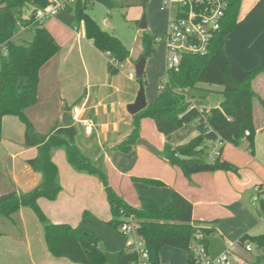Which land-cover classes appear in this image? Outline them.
I'll return each mask as SVG.
<instances>
[{
    "label": "crops",
    "instance_id": "1",
    "mask_svg": "<svg viewBox=\"0 0 264 264\" xmlns=\"http://www.w3.org/2000/svg\"><path fill=\"white\" fill-rule=\"evenodd\" d=\"M111 3L114 5V0ZM103 24H107L106 17ZM43 26L59 45L60 52L41 68L38 103L25 112L37 131L47 133L56 124L63 127L62 110L71 103L76 107V102H80L82 115H85L82 118L88 120L93 127L88 135L81 125H73L77 130L76 145L82 153L100 169L99 158L102 156L103 163L110 164L114 172L126 179L133 177L162 184V188L157 189L143 185L132 186L127 194L112 185L111 188L128 205L137 208L139 199L147 198L162 208L170 202L171 193L175 191L192 204V221L211 231L204 238L210 257L220 255L228 246L233 245L234 251L252 264L256 256L260 257V264H264V247L258 248L250 240H243L245 237L264 235V107L259 103V100L264 102V73L252 82V89L258 99L253 102L251 150L247 137L242 138L238 146L227 143L221 150V160L237 167L238 173H199L187 179L179 168L169 165L160 155L165 143H161L159 138L157 141L149 139L147 132L152 129L150 127L154 122L151 124L147 119L141 122L139 136L154 146L157 154L137 143L128 154L116 150L132 130V116L122 104L128 106L133 103L135 96L121 91L118 80L120 69L115 75L109 74L106 54L96 51L92 42L85 39L84 32H79V36H76L75 29L79 31L82 25L76 27L74 23L73 28L67 30L65 28H68L69 20L58 14L44 21ZM141 32L140 30V34ZM219 49L246 71L254 70L264 63V0H242L235 27L221 42ZM141 52L142 46L138 54ZM85 54L89 58L84 57ZM137 60L133 58V51L129 50V57L122 65H130ZM90 62H94L97 67L93 68ZM195 89L217 92L220 96L214 105L199 109L208 111L218 107L222 101L221 88L206 89L198 85ZM189 95L194 101L191 92ZM101 108L102 115L114 117L115 130L119 122L124 120V113L129 115V120L124 122L126 128L119 133L118 140L111 141L109 145L110 155L106 151L108 149L103 148L101 133L92 121V117ZM197 123L196 121L172 133L168 137L169 145L175 147L190 142L198 135ZM155 131L157 132L156 127ZM175 135L176 141L172 142ZM36 155V147L26 142L23 124L15 117H4L0 140V197L9 193L26 192L39 184L40 176L33 168ZM118 155L130 157L134 166L126 167ZM114 159L121 163H114ZM53 161L59 170L62 190L54 202L39 201L47 220L54 224L77 226L81 225L83 213L88 212L91 215L107 214V223L111 218L109 207L97 179L77 173L69 167L64 152L55 150ZM255 197L258 198L256 203ZM12 219L13 222L0 217V264H73L67 259L54 258L47 251L40 224L30 210L22 208ZM246 244L251 245V253L245 252ZM167 248L169 247L161 249L159 253L161 264H186V252L171 248L166 250Z\"/></svg>",
    "mask_w": 264,
    "mask_h": 264
},
{
    "label": "trees",
    "instance_id": "2",
    "mask_svg": "<svg viewBox=\"0 0 264 264\" xmlns=\"http://www.w3.org/2000/svg\"><path fill=\"white\" fill-rule=\"evenodd\" d=\"M227 1L226 16L220 30L214 34L207 54L182 57L180 71L166 75L165 83H161L154 102L132 116V130L126 140L116 147L118 152L128 154L132 151L140 138L143 119H151L157 132L164 137H169L197 121L198 135L195 138L181 146L173 147L165 143L160 155L169 165L179 168L187 179L199 173H238L237 167L221 160V150L227 143L238 146L244 137L249 139L250 150L252 148L253 102L258 99L252 89V82L264 73V63L254 70L246 71L219 49L224 38L233 31L242 3V0ZM114 2L116 7L121 8H145L148 0ZM46 5L47 0H0V44H4L7 50L6 56L0 55V140L3 118H17L24 126L26 142L36 147L37 155L33 168L40 176V182L35 188L0 197V217L13 222L12 216L15 213L22 208L28 209L38 220L46 249L54 258L67 259L73 264H107L100 239L94 233L81 225L51 223L40 207V200L54 202L62 190L59 170L53 161V152L63 149L69 167L77 173L97 178L102 184L111 216L107 225L119 230L123 218H134L138 226L137 234L149 250L151 264H161L159 253L165 247L186 252V264H194L188 247L197 224L192 221V204L188 200L173 191L170 202L162 208L147 198H140L137 208L128 205L109 186L105 173L76 145L75 126L59 127L56 124L47 133H40L27 117L26 110L38 103L40 70L60 51L59 45L43 26L44 22L40 23L34 17L36 10ZM88 8V0H75L73 8L70 6L66 11L73 12L75 26H83L85 39L92 42L96 51L109 53L107 71L115 75L119 70L118 64H123L128 59L129 51L116 36L103 31L97 25L87 14ZM25 12L27 17L22 16ZM20 24L32 25V39L29 43L13 42ZM156 39L157 37L148 31L141 32L142 53L138 61L154 55ZM143 76L138 82L144 87ZM201 84L221 87L222 95L218 107L208 111L203 109L207 111L205 124L200 120L199 110L190 107L185 100V97L192 98L189 92ZM177 90L183 93L180 94ZM259 103L264 107L263 101L259 100ZM245 132H248V136H244ZM215 143L222 144L220 155L212 162L204 161L202 156L206 148ZM133 180L162 186L154 180ZM202 233L205 238L211 231L202 228ZM246 239L255 243L258 248L264 247V235L243 238L244 241ZM132 260L133 256L128 254L123 246L114 264H131ZM253 263L260 264V257L256 256Z\"/></svg>",
    "mask_w": 264,
    "mask_h": 264
},
{
    "label": "rangeland",
    "instance_id": "3",
    "mask_svg": "<svg viewBox=\"0 0 264 264\" xmlns=\"http://www.w3.org/2000/svg\"><path fill=\"white\" fill-rule=\"evenodd\" d=\"M88 2H89V8L87 9V14L97 23V25L101 29L105 30V32L117 36L122 41L123 45L126 47L128 51L132 50L134 59H139L138 57H140L139 55H141L142 53L141 52L138 54V52L141 50V34L139 30V25L143 17L145 19V24H146L145 31H148L151 35H154L155 37L160 38L167 29L169 11L167 8H163L164 1L162 2V0L161 2L160 0H149L145 8H143L142 6L130 7V8L116 7L115 2L113 5L111 3V0H90V1L88 0ZM71 8H73V5L71 6ZM26 13L27 12H25L22 16L27 17ZM14 14L16 16L18 15L16 11L14 12ZM59 15L65 17L66 20H69V26H67L68 28L65 29L67 30L72 29L74 24L73 12L61 11ZM105 17L107 18V24H103V19ZM75 31L78 30L75 29ZM78 32L83 33L82 26H80ZM31 39H32V32L29 29V30L19 31L17 35H15V37L13 38V42L15 44H25V43H29ZM165 54L166 53H165L164 44L157 43L156 51L154 55L146 58L143 81L145 82L144 93L147 104H150L152 101H154L155 97L159 92L161 83L162 84L165 83V77H166ZM84 57L89 58L88 55L86 54L84 55ZM90 63L93 68L97 67L94 62H90ZM135 67H136V63L132 62L130 63V65L124 64L123 68L120 69V72L118 74L119 76L118 80L122 87L121 91L124 94H129V95L131 94L136 96L138 93L139 82L135 77ZM129 73H131L134 76L132 80L128 79ZM200 86L201 88H206V89L221 88L219 86L206 85V84H201ZM93 90L92 93L94 92ZM191 95L194 97V102L198 108H202V107L209 108L210 105H214L218 97H220L217 92L199 90V89L192 90ZM135 96H134V100H135ZM75 105L77 107H80L81 104L80 102H76ZM73 106L74 104L71 103L67 107L69 109H72ZM122 107L126 109L127 104L123 103ZM102 110H103L102 108L97 110L96 115L92 117V121L95 126L97 125L98 127L97 130L101 133L100 139L101 142L103 143V148L108 149L106 151H108V154L110 155L111 151L109 150L110 149L109 145L110 143H112L111 141L118 140V135H120L119 133H121L123 129L126 128L124 126V122H127L129 120V115L124 113V120L122 122H119V125L116 127L117 130H115L113 129L114 117L111 115H105V116L102 115ZM62 112L64 113V110H62ZM84 116L85 115H82V117ZM147 120H149V122L153 124V121L151 119L147 118ZM128 127L130 126L128 125ZM150 128L152 129L147 132V136L149 137V139H151L152 141H157V138H159L161 140V143L163 144L170 143L168 137L164 138V136L159 135L155 131L154 125H151ZM178 134L180 133H177V135ZM177 135L173 137V139L171 140L172 142L176 141ZM211 146L212 145H209L206 148V151L203 153L202 157L204 161L207 162L213 161V158H211V150H212ZM56 151L63 152V149H57ZM86 155L89 154L86 153ZM118 156H121L122 158L121 160L124 161L123 164L127 165L126 167L134 166V162L130 159V157H122V155H118ZM99 159H100L99 163H101V170L105 173L109 186L112 187L113 185L116 189H118L120 192L124 194L125 193L127 194L130 188H132V186H137V185L148 186L156 189L162 188V186L148 185L141 181H134L133 177H131L130 179L128 178L126 179L124 178L123 175L114 172L110 164H107L106 162L103 163L102 156ZM119 162L117 159H114V163L117 164ZM136 179H140V178H136ZM97 181L100 183L98 179ZM130 192L129 195L131 194ZM107 217L108 215L105 213L101 215H91L88 212H85L83 213L81 226L94 233L100 239V244L103 250L105 251L106 263L114 264L117 258V254L119 253L120 249L123 247L125 243V238L120 234V230H115L111 226L106 224V221L108 219ZM168 249L169 248H167L166 250Z\"/></svg>",
    "mask_w": 264,
    "mask_h": 264
},
{
    "label": "built area",
    "instance_id": "4",
    "mask_svg": "<svg viewBox=\"0 0 264 264\" xmlns=\"http://www.w3.org/2000/svg\"><path fill=\"white\" fill-rule=\"evenodd\" d=\"M90 1V0H89ZM75 0H47V5L35 12V20L43 21L56 17L61 11L74 4ZM92 2V1H91ZM163 8L169 11L168 24L165 33L156 39L157 43H163L165 47V70L169 73L180 71L181 59L185 55H206L214 34L220 30L228 9L227 0H164ZM106 20H104L105 22ZM32 25H21L19 31L29 30ZM79 36V32H75ZM7 50L4 44H0V55L6 56ZM109 53H106L108 56ZM118 68H123L118 64ZM134 76L129 73L128 79ZM178 93L182 94L180 90ZM190 107L197 108L192 98L185 97ZM200 112V120L205 124L207 111L197 108ZM70 124L81 125L86 134H91L92 124L82 118L81 107H73L69 112ZM248 136V132L244 133ZM221 143H215L211 150L213 160L220 155ZM258 198H254L256 203ZM137 224L132 216L123 218L120 225V234L125 238L126 252L133 256L131 264H151L150 253L143 239L137 234ZM193 239L188 247V252L194 264H252L249 260L234 251V246H228L224 252L216 257H210L204 244L202 227L195 226ZM246 253L252 252L250 244L244 246Z\"/></svg>",
    "mask_w": 264,
    "mask_h": 264
},
{
    "label": "water",
    "instance_id": "5",
    "mask_svg": "<svg viewBox=\"0 0 264 264\" xmlns=\"http://www.w3.org/2000/svg\"><path fill=\"white\" fill-rule=\"evenodd\" d=\"M145 29H146V24H145V19L143 17L141 22H140V25H139V30L145 31ZM145 64H146V58H144V57L141 58L137 62L136 67H135V77L137 80L142 78V76L144 75ZM147 105L148 104H147V101L145 98L144 87L142 86L141 82H139V90H138V93L136 95L134 102L129 104L126 107L127 113L130 116H134V115L140 113L141 111H143L144 109H146ZM69 112H70V109L68 107H66L64 109V113H63V116L61 119V124L63 126H69L70 125ZM136 143L138 145L143 146L144 148L148 149L149 151L157 154L156 150L150 144H148L146 141L142 140L141 138H139Z\"/></svg>",
    "mask_w": 264,
    "mask_h": 264
}]
</instances>
